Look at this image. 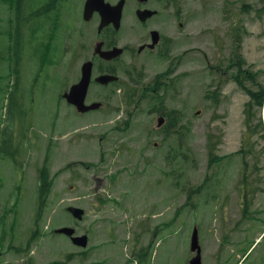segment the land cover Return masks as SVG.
<instances>
[{
  "label": "rangeland",
  "instance_id": "374dc122",
  "mask_svg": "<svg viewBox=\"0 0 264 264\" xmlns=\"http://www.w3.org/2000/svg\"><path fill=\"white\" fill-rule=\"evenodd\" d=\"M23 1L26 5L33 3L34 8L41 4L52 7L51 0ZM177 1L180 10L174 15L169 59L155 52L137 60L145 70L146 82L171 62L177 65L172 75L176 88L170 91L167 103L186 114L192 131L184 142L191 156H182L176 165L165 160L172 138L166 143L164 134L156 132L161 115L148 113L146 105L140 106L144 111L134 109L130 119L133 125L125 136L109 132L112 122L123 119L129 110L119 104L123 89H118L103 109L84 115L57 99L80 78L82 60L74 71V51L85 43L90 45L91 53L99 39L98 17L89 25L84 23L86 26L77 23L74 30L75 9L84 0L62 2L54 63L43 70L39 55L51 43L47 39L51 24L35 21L31 24L33 32L26 30L31 42L25 44L22 90L17 92L12 86L4 95L0 89V218L4 208L16 214L15 224L5 221L9 233L0 242V264H47L55 259L66 260L69 253H74L69 264H187L194 255L190 238L195 226L199 228L203 264H219L218 246L223 242L227 253L235 251L237 245L231 238L235 242L240 235L239 241L247 252L246 260L240 264H264V108L255 107L249 130L245 113L249 96L231 78L235 68H229L231 23L241 24L243 55L264 84V14L258 16L256 10L261 3L244 0L250 7L243 10L242 0ZM132 4L130 0L124 29L119 34L123 43L133 39L131 24L138 22L135 12L134 16L131 12ZM11 13L8 5L0 2V30L9 25ZM179 22L184 26L180 27ZM4 40L0 35V44ZM216 65L220 68L217 72L213 69ZM9 70L8 64L0 62V75ZM121 77L122 81L127 79ZM6 83L1 80L0 88ZM97 90L92 86L87 103L97 100ZM207 94L218 95L219 101ZM119 105L122 111L107 118L111 109ZM25 111H29L27 115ZM25 119L27 123L22 122ZM210 133L221 136L217 150L219 156L225 157L221 166L209 165ZM244 148H251L246 155L247 183L243 176ZM46 158L51 177L71 166L55 177L49 210L41 223L48 232L28 250L17 253L11 246L22 244L25 248L34 228L38 170ZM167 175L174 177L173 181ZM176 178L181 180L180 186L175 185ZM209 178L210 185L194 198L196 206L180 208L187 200L182 186L195 187ZM97 196L106 198V204H100ZM245 204L253 221L244 226L241 234L236 222L239 218L247 221L243 215ZM69 205L84 208L86 217L76 221L64 211ZM9 216L13 221L11 213ZM65 225L89 236L84 249L88 254H78L82 248L67 235L52 236L53 227ZM237 254L232 255L234 261Z\"/></svg>",
  "mask_w": 264,
  "mask_h": 264
},
{
  "label": "trees",
  "instance_id": "16d2710c",
  "mask_svg": "<svg viewBox=\"0 0 264 264\" xmlns=\"http://www.w3.org/2000/svg\"><path fill=\"white\" fill-rule=\"evenodd\" d=\"M175 3V7L178 6L177 0H171ZM243 1V10H248L250 4H246ZM261 6L257 8L258 16H262L264 14V0H259ZM1 3H5L8 5L9 9L12 11L11 15L8 17V26L6 28L0 30V35L5 37V40L0 44V62L8 64L9 71H6L4 75H0L1 80H7L5 86H2L0 89L3 94H7L10 88L13 86L17 92L22 90L21 84V70L22 64L25 54V44H29L31 39L27 38V31L33 32L31 28V24L33 22L42 21L46 24H51V30L47 39L51 42L48 44L45 50H42L39 55V61L41 63L40 70L44 69V66H49L54 63L53 57L57 52V48L54 46L56 43V39L59 34L61 21V11L63 9L62 2L64 0H51L52 7L44 8L43 4H41L38 8H34L33 3L25 4L23 0H0ZM60 4V5H59ZM0 20H3L0 17ZM3 26V25H2ZM241 24L236 26L231 23L230 30V38L232 41V55L230 59L229 68H236L234 73L231 74V78L234 79L238 85L243 89L249 96V100L245 104V113L246 120L249 123V130H251V123L254 116L255 107H263L264 106V84L259 80L258 73L252 69L250 65H248L247 60L243 55V32H241ZM24 31L25 37H24ZM43 48V47H42ZM170 46L164 51L160 52V56L164 59H169L170 56ZM9 54L10 56H6ZM35 54V53H34ZM177 69V65H174L172 62L170 66L159 72L155 75V77L149 82L145 81V70L143 67H134L133 69H128L127 71V81H123L120 83L122 87L125 89L124 94L121 97L122 102L119 104H123L128 109V106L135 105L136 109H140V111H144L140 106H148V113L157 112L159 114L165 115L167 118V123L164 126V141L167 143L169 139L172 138L169 143V149L167 150V158H165L166 162L170 160L173 165L178 164L181 157L190 158L191 151L188 147L184 145V142L187 141L189 133L192 131L190 120L186 119V114L177 107H171L167 103V98L171 90L176 88V78L172 76ZM213 69L217 72L220 70L219 65L213 67ZM42 73V72H40ZM13 80V81H12ZM117 89L113 91L116 93ZM209 97H214L210 94H207ZM62 98V95H58V99ZM215 102L219 101L218 95L214 97ZM122 107L115 108L113 107V113L108 114L106 117L114 116L119 113ZM128 111V110H127ZM29 111H25V115H27ZM27 119L22 122L25 123ZM130 123V117L121 121H117L113 124L109 132L110 133H118L120 137L125 136V133L122 131L129 130L128 124ZM259 125V124H257ZM123 126V127H122ZM116 129V130H115ZM107 136V135H105ZM213 136L216 137L214 141ZM108 137V136H107ZM218 137V138H217ZM221 142V136L210 133L208 135V154H209V165L210 167L221 166L225 157L219 156L217 153L218 144ZM117 149V148H116ZM251 149V148H250ZM250 149H245L242 152V162L243 165V173H245L244 179L245 182H248V175L246 174L245 165L247 164L246 155L247 152H250ZM239 153V152H238ZM48 158V154H47ZM44 162L43 166L38 170V201H37V209L34 217V228L32 230L31 235L27 240V244L25 248H23L22 244L15 248L11 246V249L15 250L17 253H21L24 250H28L33 242H37L44 234L48 231L43 230V226H41L42 221H44L43 217L48 212L49 207V197L53 192L55 185V177L63 170H67L70 168L71 164L65 166L63 169L58 172L55 177H51V171L47 162ZM83 163V162H82ZM174 170V169H173ZM171 173V172H170ZM169 180L174 179L169 178ZM210 179H207L205 182L198 186H190L187 187L183 185L184 189L187 192V200L182 207H195L196 203L194 202V198L201 195L203 190L210 185ZM177 181V182H176ZM175 185L180 186L181 180L176 178ZM247 198V195L245 196ZM100 204H106V198H102L100 196L96 197ZM249 202V199H246ZM4 208V207H3ZM1 209V207H0ZM6 210L4 214L1 216L0 220H2V225L0 224V242H4L7 233L5 229V221L9 223H16L15 220V212H12L9 209L4 208ZM247 210V207L245 211ZM66 211V208L65 210ZM180 209H178L175 213V216L178 215ZM11 213L13 217V221L9 214ZM68 215H70L67 212ZM9 216V220L7 217ZM71 216V215H70ZM72 217V216H71ZM177 218L173 221L176 222ZM71 221V219H70ZM55 227L51 229V233L54 236ZM229 240V235L226 234L224 237V241L227 242ZM83 253H87V251H83ZM74 257V253H69L66 260L55 259L50 261L47 264H69V261H72ZM141 258V257H138Z\"/></svg>",
  "mask_w": 264,
  "mask_h": 264
},
{
  "label": "flooded vegetation",
  "instance_id": "af4514ba",
  "mask_svg": "<svg viewBox=\"0 0 264 264\" xmlns=\"http://www.w3.org/2000/svg\"><path fill=\"white\" fill-rule=\"evenodd\" d=\"M85 1L86 0H84V2L81 4L79 3L75 9L74 28H77V23H83L82 25H84V23L88 24L96 17L100 18L98 13H95L92 19L90 20H86L84 18ZM129 1L130 0H126L121 27L119 30H116L114 26L110 24L105 27L104 31L101 34L98 35L99 39L94 42L93 47L91 49V53L90 45L85 43H82L80 45V50L74 51V71L75 68L78 67L77 65H79V60H82L80 69L82 68L83 63L87 61H92L93 63V76L90 87L92 88V86H95L99 89L97 90V99L104 98L111 101L112 98L115 96V94L113 93L115 89H123V92L125 91L122 85L117 84L118 82L116 81L110 82L108 84L98 83L95 80L98 75L104 73H117L121 79L122 75L127 76L128 69H133L134 67L138 66L137 60L139 57L143 55L153 54L155 52L160 53L161 51L167 49L170 44L172 48V36L170 33L173 30L174 15H176V13H178L180 9H177L175 7V3L171 0H131V2L133 3L131 10L133 16L134 12L136 15L139 9H151L155 12L152 16L147 17L145 20H142L140 18L138 19L136 15V18L139 23L135 21L131 24L132 33L134 34L133 39L124 43L122 42L121 38L119 37V34L124 29V23L127 19L126 6L129 4ZM166 9L167 13H165ZM179 26L183 27L184 23L179 22ZM155 39L157 40V42L155 41ZM98 40L103 41L104 49H112L118 46L123 50L119 55L113 57L112 59H106L102 57L99 53H95L94 46ZM155 42L156 44L154 45V47H151V44H154ZM103 102L104 103L101 108L105 107L106 104H109L108 101L105 102V100H103ZM74 109H76L75 106ZM132 112L133 110H130L129 113L124 116L123 119L125 120L126 117H128ZM132 125V123L129 124V127H131ZM157 129V133L164 134L163 128L157 127ZM244 198L245 197H242V199ZM244 214L245 213H243V215ZM218 249L220 250V252L217 253V259L221 264H234L236 262V260H233L232 254H224L222 244L218 246ZM237 255L238 257H240V254Z\"/></svg>",
  "mask_w": 264,
  "mask_h": 264
},
{
  "label": "water",
  "instance_id": "95a60500",
  "mask_svg": "<svg viewBox=\"0 0 264 264\" xmlns=\"http://www.w3.org/2000/svg\"><path fill=\"white\" fill-rule=\"evenodd\" d=\"M124 4L125 0H120L116 4H112L107 0H87L85 3V18L88 20L92 17L95 12H98L101 16L99 32H101L102 29L109 24H113L116 29H119L121 25ZM153 13L154 11L148 9L138 10V16L142 20H145ZM155 41L157 42L156 39ZM156 42L154 44H151V47H154ZM102 47L103 42L99 41L96 44L95 53H99L102 57L106 59H112L113 57L119 55L123 50L120 47H114L113 49L104 50ZM92 67V61L85 62L82 66V75L80 80L77 83L73 84L69 90L65 91L63 95L69 103L76 105L77 109L80 112H86L91 109H98L102 106V102H92L91 104L86 103V97L92 79ZM117 79L118 76L112 74H102L96 78L98 82L103 84H107L108 82ZM199 112L200 111H198L197 113ZM164 122L165 118L163 116L159 117L158 126H161ZM68 211H70L73 216L78 219H82L85 213V210L83 208L76 206L68 207ZM56 232L64 233L68 236H71L72 241L79 246L86 247L88 245V235H75L76 230L73 227H61L58 228ZM191 250L195 252V254L190 259L188 264H203L202 247L200 244L199 232L197 227L194 228L191 236Z\"/></svg>",
  "mask_w": 264,
  "mask_h": 264
}]
</instances>
